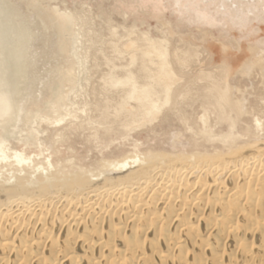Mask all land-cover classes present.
Segmentation results:
<instances>
[{"label": "bare ground", "instance_id": "bare-ground-1", "mask_svg": "<svg viewBox=\"0 0 264 264\" xmlns=\"http://www.w3.org/2000/svg\"><path fill=\"white\" fill-rule=\"evenodd\" d=\"M3 23L0 119L8 121L0 120V264H264V136L244 130L236 137L234 119L220 136L202 116L205 134L194 151L159 147L144 156L103 159L96 173L67 167L69 159L55 166L49 154L36 162L8 142L23 131L9 128V118L18 115L22 126L24 105L17 106L28 59L24 41L7 47L5 34L13 27ZM16 33L26 38L27 31L15 27ZM146 41L123 47L157 58L147 83L137 84L129 72L122 81L130 90L112 116L129 115L120 123L127 133L159 118L178 80L162 42ZM108 79L113 83L111 74ZM214 140L218 144L206 145Z\"/></svg>", "mask_w": 264, "mask_h": 264}, {"label": "rangeland", "instance_id": "rangeland-1", "mask_svg": "<svg viewBox=\"0 0 264 264\" xmlns=\"http://www.w3.org/2000/svg\"><path fill=\"white\" fill-rule=\"evenodd\" d=\"M0 16L14 29L6 46L24 41L28 59L17 106L24 105L22 126L18 115L9 118V128L23 131L8 142L36 162L49 154L55 166L69 159L67 167L96 173L103 159L159 147L194 151L205 134L202 116L220 136L231 119L236 137L244 130L264 136V0H0ZM13 25L27 31L25 39ZM147 39L162 42L178 80L159 118L127 133L120 124L126 113L113 117L130 90L122 81L129 72L147 83L157 58L123 47L128 40L144 47Z\"/></svg>", "mask_w": 264, "mask_h": 264}]
</instances>
